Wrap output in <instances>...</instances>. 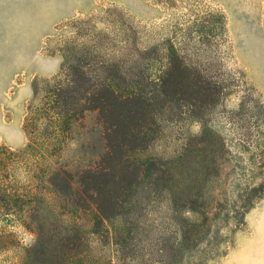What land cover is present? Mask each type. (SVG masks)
<instances>
[{
    "label": "trees",
    "instance_id": "trees-1",
    "mask_svg": "<svg viewBox=\"0 0 264 264\" xmlns=\"http://www.w3.org/2000/svg\"><path fill=\"white\" fill-rule=\"evenodd\" d=\"M92 50L73 51L63 77L29 108L26 149L0 147V255L20 248L7 228L21 224L36 235L22 264H137V243L152 234L145 212L165 200L174 230L162 235L168 226L162 227L152 242L155 258L140 263L194 264L219 217L209 193L229 154L210 115L234 84L207 77L172 42L161 49L128 44L121 58L110 61ZM244 111L242 103L240 115ZM88 112L97 114L104 153L78 171L53 168ZM186 121L202 129L184 138L179 152L139 157L161 140L167 124ZM255 161L262 180L253 188L256 204L264 199V151ZM51 196L64 206L51 205ZM190 212L198 219L186 217Z\"/></svg>",
    "mask_w": 264,
    "mask_h": 264
},
{
    "label": "rangeland",
    "instance_id": "rangeland-1",
    "mask_svg": "<svg viewBox=\"0 0 264 264\" xmlns=\"http://www.w3.org/2000/svg\"><path fill=\"white\" fill-rule=\"evenodd\" d=\"M167 42L207 77L234 84L210 115V125L226 139L229 154L221 179L209 193L219 217L194 264L209 258L210 264H264V199L255 204L253 197V188L262 182L255 160L264 151L259 146L264 142V0H0V147L26 149L29 108L41 104L46 90L63 77L74 52L95 49L100 59L110 61L121 58L128 44L161 49ZM242 103L245 111L240 115ZM201 129L191 121L167 124L161 140L139 157H171L184 138ZM101 131L97 114L86 113L53 159V168L78 171L90 166L105 150ZM48 202L64 206L57 196ZM169 217L165 200L145 212L143 220L150 221L152 234L150 239L141 235L137 264L155 258L152 242L161 228L168 226L162 235L174 230ZM186 217L198 219L192 212ZM7 229L20 248L1 254L0 264H22L36 235L21 224Z\"/></svg>",
    "mask_w": 264,
    "mask_h": 264
}]
</instances>
